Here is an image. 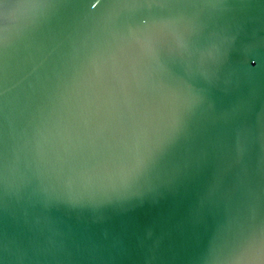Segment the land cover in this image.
<instances>
[{
  "label": "snow or ice",
  "instance_id": "6c2138e0",
  "mask_svg": "<svg viewBox=\"0 0 264 264\" xmlns=\"http://www.w3.org/2000/svg\"><path fill=\"white\" fill-rule=\"evenodd\" d=\"M220 3L103 0L94 9L88 0H0V205L7 85L29 58L10 26L11 5L34 12L29 39L50 49L40 70L22 77L24 110L56 113L53 131L35 146V168L25 162L19 183L50 209L106 210L159 201L192 176L191 149L208 134L202 113L225 55L211 41L205 10ZM31 145L30 137L25 149ZM196 175L201 196L178 264H264V184L258 195L246 193L213 177L206 159Z\"/></svg>",
  "mask_w": 264,
  "mask_h": 264
},
{
  "label": "water",
  "instance_id": "95a60500",
  "mask_svg": "<svg viewBox=\"0 0 264 264\" xmlns=\"http://www.w3.org/2000/svg\"><path fill=\"white\" fill-rule=\"evenodd\" d=\"M88 3L100 9L103 0ZM7 15L29 58L14 68L7 85L9 151L7 194L0 205V264H178L194 227L202 159L213 177L219 173L244 192L259 194L264 184V0H221L205 10L211 41L225 55L212 74L211 107L202 113L208 134L191 149L192 176L159 201L126 209L66 204L50 209L24 192L19 183L24 164L31 161L35 168V146L53 131L56 113L25 112L22 77L38 72L50 49L29 39L32 10L13 4ZM54 103L59 108L60 102ZM45 119L50 123L40 125Z\"/></svg>",
  "mask_w": 264,
  "mask_h": 264
}]
</instances>
